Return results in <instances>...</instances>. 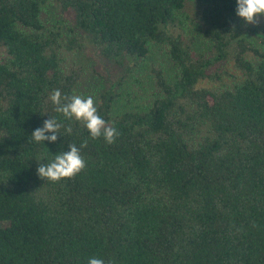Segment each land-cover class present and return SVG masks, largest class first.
Returning <instances> with one entry per match:
<instances>
[{"label": "trees", "instance_id": "trees-1", "mask_svg": "<svg viewBox=\"0 0 264 264\" xmlns=\"http://www.w3.org/2000/svg\"><path fill=\"white\" fill-rule=\"evenodd\" d=\"M49 5L65 20H45ZM236 9L0 0V264H264V36H242ZM197 35L206 50L192 49ZM84 39L122 72L95 104L112 144L49 99L76 94ZM122 85L131 106L113 113ZM51 117L64 125L56 142H35ZM73 143L85 169L40 178Z\"/></svg>", "mask_w": 264, "mask_h": 264}, {"label": "clouds", "instance_id": "clouds-1", "mask_svg": "<svg viewBox=\"0 0 264 264\" xmlns=\"http://www.w3.org/2000/svg\"><path fill=\"white\" fill-rule=\"evenodd\" d=\"M236 15L248 24H256L258 22L257 18L264 15V0H237ZM49 99L56 106L55 110L62 113L66 119L71 120L74 118L76 121L83 122L91 138L97 139L103 136L106 143L112 144L115 142L119 135L117 129L108 126L98 114L94 98L91 95L73 94L62 98L60 90L57 89L52 92ZM61 127H64V125L51 117L44 121L43 127L37 128L31 137L37 143L46 140L55 143ZM65 131L71 134V126H68ZM45 133L52 134L46 135ZM84 147H87L86 140L80 145V148ZM69 148L70 151L55 155L52 162L39 164L38 176L46 179V181L59 182L62 179H71L84 170L86 162L80 153V148L74 143L70 144ZM88 264H105V261L92 257L89 258ZM109 264H113V262L109 261Z\"/></svg>", "mask_w": 264, "mask_h": 264}, {"label": "rangeland", "instance_id": "rangeland-1", "mask_svg": "<svg viewBox=\"0 0 264 264\" xmlns=\"http://www.w3.org/2000/svg\"><path fill=\"white\" fill-rule=\"evenodd\" d=\"M45 20L51 18L53 21L58 19V22L64 21L65 19L59 14L56 6L49 5L48 9L43 14ZM258 22L256 24H248L242 18H237L235 21V26L241 31V35L246 37L249 40H253L255 35L253 32L261 34L264 36V15H261L257 18ZM61 20V21H60ZM61 25V23H59ZM196 28V27H195ZM192 27L187 28L188 32L191 35L196 34V29ZM187 32V31H186ZM188 38V34L186 35ZM82 39V38H81ZM197 39V40H196ZM196 39L192 44V49L195 52L206 50L205 46L199 40L197 35ZM83 48L78 51L75 56V62L77 67L79 66L81 69V77L79 83L76 87V95L88 96L91 95L94 98L95 104L98 101V97L101 95L102 90L104 88V84L106 83V78L112 79V81L116 82L119 80L122 72L117 74L114 73L113 69L104 65L98 57V54L94 49L90 46L87 40H83ZM141 73L148 74L144 70ZM133 74V73H132ZM125 82V81H124ZM126 86L118 87L117 91L120 94L119 100L113 106V113H119L127 109L128 105L125 101V90ZM149 92V90H146ZM136 103H140L138 100L133 101V106Z\"/></svg>", "mask_w": 264, "mask_h": 264}]
</instances>
